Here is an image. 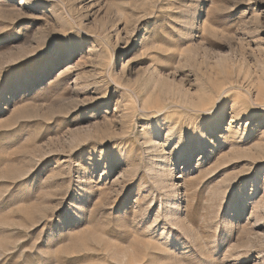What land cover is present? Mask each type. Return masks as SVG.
Instances as JSON below:
<instances>
[{
    "label": "rangeland",
    "instance_id": "374dc122",
    "mask_svg": "<svg viewBox=\"0 0 264 264\" xmlns=\"http://www.w3.org/2000/svg\"><path fill=\"white\" fill-rule=\"evenodd\" d=\"M0 264H264V0H0Z\"/></svg>",
    "mask_w": 264,
    "mask_h": 264
},
{
    "label": "bare ground",
    "instance_id": "6f19581e",
    "mask_svg": "<svg viewBox=\"0 0 264 264\" xmlns=\"http://www.w3.org/2000/svg\"><path fill=\"white\" fill-rule=\"evenodd\" d=\"M208 111L207 108H205V110L203 108H201L200 110H198V112H201L202 114H205Z\"/></svg>",
    "mask_w": 264,
    "mask_h": 264
}]
</instances>
